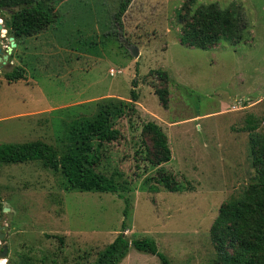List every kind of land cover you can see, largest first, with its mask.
Segmentation results:
<instances>
[{
	"label": "rangeland",
	"instance_id": "1",
	"mask_svg": "<svg viewBox=\"0 0 264 264\" xmlns=\"http://www.w3.org/2000/svg\"><path fill=\"white\" fill-rule=\"evenodd\" d=\"M120 1L55 0V22L17 41L0 74V144L40 141L56 157L93 151L94 172L130 202L126 236L152 240L168 264H215L211 224L256 183L250 147L264 136V0H131L117 28ZM210 3L241 10L246 34L233 47L181 45L180 18ZM13 67L23 78L7 82ZM132 89L133 108L113 122L118 138L83 140L101 106L129 102ZM146 123L165 135L168 162L154 165ZM0 205L12 214L8 264H89L124 220L116 196L70 185L38 161L0 166ZM120 264L160 263L130 249Z\"/></svg>",
	"mask_w": 264,
	"mask_h": 264
},
{
	"label": "trees",
	"instance_id": "2",
	"mask_svg": "<svg viewBox=\"0 0 264 264\" xmlns=\"http://www.w3.org/2000/svg\"><path fill=\"white\" fill-rule=\"evenodd\" d=\"M130 2L131 0L119 2L113 15L117 28L120 27L121 18ZM55 5V0H0V18L4 14L8 16L3 19V23L8 26L6 35L12 37L17 44L21 38L44 32L56 20ZM180 23V44L200 50L221 41L233 47L248 29L241 10L231 6L220 9L216 3L197 7L188 17L180 18ZM154 74L162 80L166 78L160 71H154ZM3 78L7 82L20 80L23 78V70L13 67L3 73ZM134 84L135 82H132L133 87ZM129 96V102L103 104L96 119L84 125L83 140H116L119 135L113 129V122L124 117L137 101L133 89L130 90ZM255 128L252 116L249 115L245 120L244 129L251 132ZM142 131L152 136V145L158 157L154 165L168 162L170 153L162 130L155 124L146 123L142 126ZM63 132V139L72 141L68 139L66 131ZM92 152L81 151L75 155L65 153L56 157L51 155L49 146L40 141L0 144V166L38 161L48 171L60 172L70 185L92 186L107 191L122 201L124 220L119 233L89 264H120L130 249L155 256L160 264H168L152 240H133L124 234L125 220L131 209L130 202L119 193L111 179L94 172L93 167L98 157ZM250 155L256 170V183L249 186L240 197L221 206L209 229L215 250V264H264V136L251 141Z\"/></svg>",
	"mask_w": 264,
	"mask_h": 264
},
{
	"label": "flooded vegetation",
	"instance_id": "3",
	"mask_svg": "<svg viewBox=\"0 0 264 264\" xmlns=\"http://www.w3.org/2000/svg\"><path fill=\"white\" fill-rule=\"evenodd\" d=\"M7 46H8V36L6 34L2 35L0 33V74L2 73V71L8 70L10 65L12 64L9 58L10 55L7 56ZM4 56H7L5 60L3 59ZM3 208H7V207H3L0 205V214L3 213L5 215V221L2 219V216L0 215V234L2 235V238L0 239V252L2 251V248L5 247V252L7 256L8 247L6 246L5 243V239L7 238V235L5 234L4 228L9 226L10 223L12 222V214L10 213V211L8 213L3 212Z\"/></svg>",
	"mask_w": 264,
	"mask_h": 264
},
{
	"label": "water",
	"instance_id": "4",
	"mask_svg": "<svg viewBox=\"0 0 264 264\" xmlns=\"http://www.w3.org/2000/svg\"><path fill=\"white\" fill-rule=\"evenodd\" d=\"M7 24L2 25L0 22V33L2 30H6L7 29ZM15 47V43L13 41L12 37H8V46H7V56H9L11 54L12 49ZM130 55L135 58L137 56V51L135 48H133L132 50H130ZM7 56H4L3 59L5 60ZM4 62V61H3ZM2 62V63H3ZM3 212L8 213L9 209L8 208H3ZM2 238V235L0 234V239ZM6 257V252H5V247L2 248V251L0 252V258H5Z\"/></svg>",
	"mask_w": 264,
	"mask_h": 264
},
{
	"label": "built area",
	"instance_id": "5",
	"mask_svg": "<svg viewBox=\"0 0 264 264\" xmlns=\"http://www.w3.org/2000/svg\"><path fill=\"white\" fill-rule=\"evenodd\" d=\"M0 264H8L6 258H0Z\"/></svg>",
	"mask_w": 264,
	"mask_h": 264
},
{
	"label": "crops",
	"instance_id": "6",
	"mask_svg": "<svg viewBox=\"0 0 264 264\" xmlns=\"http://www.w3.org/2000/svg\"><path fill=\"white\" fill-rule=\"evenodd\" d=\"M15 46H16V44H15Z\"/></svg>",
	"mask_w": 264,
	"mask_h": 264
}]
</instances>
